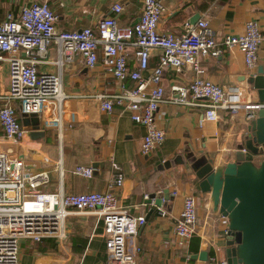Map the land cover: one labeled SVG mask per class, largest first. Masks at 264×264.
I'll return each mask as SVG.
<instances>
[{"label": "crops", "instance_id": "0c3cea01", "mask_svg": "<svg viewBox=\"0 0 264 264\" xmlns=\"http://www.w3.org/2000/svg\"><path fill=\"white\" fill-rule=\"evenodd\" d=\"M164 12L158 24L162 33L183 32L186 21L208 20L214 37L220 42L227 34H239L245 22L259 24L264 34V0H160ZM47 2L56 15L57 30L96 29L104 16H115L119 25H132L139 19L141 0H0V21L6 12L17 11L23 4ZM119 2L122 10L114 15L112 6ZM223 47V45H220ZM127 64L136 69L133 47L127 50ZM24 55L23 53H21ZM159 51L151 50L147 77L158 63ZM4 56H7L4 53ZM56 46L51 44L44 57L38 58L39 72L59 73L62 80L63 121L60 127L45 122L39 115H22L19 102L4 98L8 85L7 61L0 60V107L10 105L25 129L18 141L3 136L0 126V148L20 157L32 172L46 171L49 182L40 187L44 192L80 193L111 192L119 203L134 215L144 214L146 221L131 238L138 247L136 264H217L210 258L226 259L225 222L213 210L207 193H202L195 173L187 167L191 156L208 158L214 168L236 161L239 152L248 151L250 119L247 110L234 113L217 110L215 121L199 126L205 108L200 105L181 106L162 103L156 112V124L165 138L160 147L147 155L140 152L145 134L143 125L133 122L128 111L115 106L111 112L102 111L97 94L118 93L134 87L130 78L118 80L106 73L98 51V62L86 67L80 57L59 66ZM202 75L224 89L237 86L246 104H264L252 85L251 72L262 70L264 75V40L259 48L257 66L248 70L237 48L223 49L217 57L201 58ZM187 68L167 69L162 83L166 99L171 86L184 84L195 76ZM246 149V151H243ZM260 155L254 159L258 162ZM182 160V162H180ZM170 163L164 165V163ZM115 164L118 169L113 166ZM77 165L93 168L92 176L74 174ZM121 171V186H110L113 175ZM192 195L196 200L197 226L195 234L183 245L175 233V222L183 198ZM161 198L156 206L154 199ZM153 198L151 203H147ZM67 238L58 243L52 238L41 241H19V264H108L102 221L95 213H74L67 217ZM206 251V261L193 258Z\"/></svg>", "mask_w": 264, "mask_h": 264}, {"label": "built area", "instance_id": "2783aa9c", "mask_svg": "<svg viewBox=\"0 0 264 264\" xmlns=\"http://www.w3.org/2000/svg\"><path fill=\"white\" fill-rule=\"evenodd\" d=\"M139 19L132 25H119L115 16H104L96 29L84 27L76 30H57L56 15L47 2L23 4L17 11H7L0 21V60L8 65L9 88L4 96L19 102L22 115H39L45 122L60 127L63 121L62 80L59 73L39 72L38 58L44 57L51 44L56 46V63L72 62L76 56L88 68L98 62V51L106 73L118 80L127 77L134 87L113 94H97L102 111L111 112L115 106L128 111L133 122L143 125L145 134L140 144L143 155L160 147L165 133L156 124V112L164 102L205 108L198 124L218 118L217 110L232 113L247 110L253 119L255 110L264 104L243 103L237 86L223 88L202 75L201 58L217 57L223 49L237 48L245 66L254 71L264 34L259 24L245 22L239 34H227L217 42L208 20L186 21L179 34L162 33L158 24L164 12L160 0H141ZM122 10L119 2L112 6L114 15ZM220 45H223L220 46ZM133 47L136 69L127 64V50ZM158 50V63L145 77L151 50ZM4 53L7 56H4ZM23 53L24 55H22ZM187 68L195 76L184 84L171 86L172 94L166 99L162 83L167 69ZM254 74V72H251ZM0 126L3 136L18 141L25 129L10 105L0 107ZM245 151V149H243ZM0 148V264H19V241H41L52 238L62 243L67 238V217L74 213H95L101 221L108 264H136L138 247H132L131 238L144 225V214L134 215L124 208L111 192L87 191L80 193L44 192L40 187L49 182L46 171L32 172L24 160ZM115 169H118L113 164ZM74 174L91 177L93 168L77 165ZM124 175L116 171L110 186H121ZM224 234L227 235V218ZM196 200L192 195L183 198L175 233L179 244H185L196 232ZM217 264H228L227 259L210 258ZM242 264V263H236Z\"/></svg>", "mask_w": 264, "mask_h": 264}, {"label": "water", "instance_id": "95a60500", "mask_svg": "<svg viewBox=\"0 0 264 264\" xmlns=\"http://www.w3.org/2000/svg\"><path fill=\"white\" fill-rule=\"evenodd\" d=\"M248 83L264 102L262 70L251 73ZM248 130L247 141L255 146L256 155H260L258 162L254 160L255 154L246 152V156H238L223 168H214L208 158L201 156L189 157L187 164L198 179L200 191L209 195L213 210L227 218L225 255L228 264H264V108L255 110ZM161 201L159 197L153 203L160 206ZM192 257L206 261L208 254L201 251Z\"/></svg>", "mask_w": 264, "mask_h": 264}, {"label": "rangeland", "instance_id": "374dc122", "mask_svg": "<svg viewBox=\"0 0 264 264\" xmlns=\"http://www.w3.org/2000/svg\"><path fill=\"white\" fill-rule=\"evenodd\" d=\"M247 148H248V151H249V153L248 154H250V153H253V154H255V156H254V159L256 158V152L257 151H255V146L253 145V147L251 146V143L248 141V143H247ZM252 149V150H251ZM248 154H247V156H248ZM242 155V153L241 152H239V158H242L243 156H246V155H243V156H241Z\"/></svg>", "mask_w": 264, "mask_h": 264}]
</instances>
